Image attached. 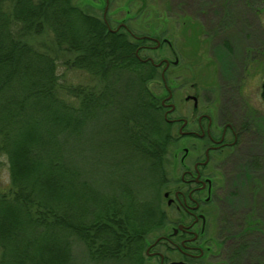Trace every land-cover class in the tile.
<instances>
[{"label": "trees", "instance_id": "trees-1", "mask_svg": "<svg viewBox=\"0 0 264 264\" xmlns=\"http://www.w3.org/2000/svg\"><path fill=\"white\" fill-rule=\"evenodd\" d=\"M138 45L73 0H0V155L11 179L0 185V264H148L149 239L168 225L178 138L160 72ZM60 69L89 80L72 84ZM257 123L254 157L216 179L208 264H264Z\"/></svg>", "mask_w": 264, "mask_h": 264}, {"label": "flooded vegetation", "instance_id": "flooded-vegetation-1", "mask_svg": "<svg viewBox=\"0 0 264 264\" xmlns=\"http://www.w3.org/2000/svg\"><path fill=\"white\" fill-rule=\"evenodd\" d=\"M100 1H104L103 12L94 15L103 19L107 30L138 42L140 61L151 58L161 63L147 61L158 68L167 92L161 101L164 117L172 123L178 142L184 143L182 175L165 197L169 209L181 218L173 221L170 232L148 243V264L152 260L197 264L211 249L210 213L220 164L253 137L251 129L257 122L264 126V91L253 92L264 82V45L244 43L250 39L245 31L232 36L218 33L200 0L165 2L167 11H161L162 0H153L159 11L147 13L138 11V0H125L121 7L113 6L115 0ZM158 51L165 53L158 62L142 56ZM230 56L237 59L232 64L226 62ZM230 93L235 94V111L227 106ZM179 225L187 231L173 235ZM168 252L177 253L179 260L170 261Z\"/></svg>", "mask_w": 264, "mask_h": 264}, {"label": "rangeland", "instance_id": "rangeland-1", "mask_svg": "<svg viewBox=\"0 0 264 264\" xmlns=\"http://www.w3.org/2000/svg\"><path fill=\"white\" fill-rule=\"evenodd\" d=\"M138 11L139 12H157L159 11L158 5L153 4V0H138ZM168 1H175L179 2L180 0H162L161 2V11H167L168 5L164 6L165 2ZM202 1V7L203 11H206V13L210 14L212 18L211 27H214L215 30H217L218 33H225L229 36L232 35H238L240 32L245 31L246 33H249L250 39L245 41L246 44H261L264 45V0H200ZM73 3L77 6H80L82 9L88 11L91 15H94L96 13H99L100 15L103 12L104 8V1L100 0H73ZM126 1L125 0H115L113 2V6H124ZM169 3V2H168ZM227 3V4H226ZM147 5H150L149 7H146ZM170 5V4H169ZM165 7V8H164ZM94 9V10H93ZM116 12V11H115ZM123 14L126 13V9L123 10ZM224 14V15H223ZM260 14V15H259ZM222 16L221 19H219ZM208 18V17H207ZM214 18V19H213ZM206 22L209 25V20L206 19ZM237 37V36H236ZM133 41V40H131ZM143 57H153L156 62L163 59L165 56L164 51H158V52H143ZM240 58V57H239ZM243 58V57H242ZM242 58H240V61H242ZM173 59V58H172ZM235 57H228L226 58V62L228 64H232L236 61ZM61 72H64L66 74L67 80L72 84H81L89 80V76L81 71H65L63 69H60ZM263 92L264 91V82H260L258 84V87H255L253 89V92ZM162 97H166L167 93L161 94ZM235 94L233 95L230 93L229 95V106L230 111H235L237 109V105L234 101ZM261 99V98H260ZM261 101V100H260ZM261 114L264 117V107L261 109ZM178 116L177 114L175 115ZM239 118H242L241 116ZM254 138L250 137L245 141L240 148L237 149L236 153L232 155L230 158L227 159V164H225L221 171H219L218 180L221 184L224 183V180L230 179L232 174H234L237 166L241 165V163L245 160H250L253 158L254 152L252 151L256 144V141L254 142ZM183 147L184 143H179L172 148L171 150V166L170 171L173 177V180L178 182L180 180V177L182 175V168L180 159L183 154ZM194 157V156H193ZM11 184L10 179V171H9V163L6 156L0 155V185L3 187H9ZM175 186H173L171 189H174ZM171 191V190H170ZM173 192V191H172ZM173 197V194L171 195ZM220 215V214H219ZM180 214L175 211V209L169 210L168 213V225L166 228L161 231L159 234L153 235L149 239V243L155 241V239L158 238V236L162 234H167L171 231L173 221H178L180 219ZM186 222H189V220H186ZM227 236V233L225 232L222 237ZM211 237L216 240V232L215 229H213V232L211 234ZM218 253V252H217ZM219 254V253H218ZM216 254L217 259L220 260L223 258V255ZM167 255L170 257V261L179 260L180 256L177 253L174 252H168ZM221 255V257H220ZM221 258V259H220ZM215 260V261H216ZM209 259H203L202 262H199L197 264H208ZM150 264H159L158 261L152 260Z\"/></svg>", "mask_w": 264, "mask_h": 264}, {"label": "water", "instance_id": "water-1", "mask_svg": "<svg viewBox=\"0 0 264 264\" xmlns=\"http://www.w3.org/2000/svg\"><path fill=\"white\" fill-rule=\"evenodd\" d=\"M137 56L140 57L138 53H137ZM143 61H146V62H147V61H151L153 64H155L154 60L151 59V58L146 59V60H143ZM155 65H156V66H160L161 63H159V64H155ZM169 98H170V97H169ZM169 98H168L167 100H169ZM165 197H169V193H166V194H165ZM172 201H173V200H170V201H169V204H171ZM187 229H188V228H186L184 225H179L177 228L174 229V231H173V235H177L180 231L185 232V231H187ZM158 240H159V239H158ZM172 264H187V263H185V262H174V263H172Z\"/></svg>", "mask_w": 264, "mask_h": 264}]
</instances>
